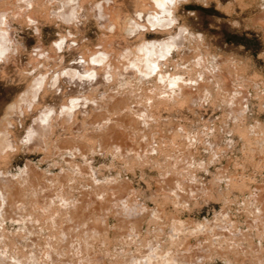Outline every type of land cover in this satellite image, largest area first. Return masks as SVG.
I'll return each instance as SVG.
<instances>
[{
    "label": "rangeland",
    "instance_id": "374dc122",
    "mask_svg": "<svg viewBox=\"0 0 264 264\" xmlns=\"http://www.w3.org/2000/svg\"><path fill=\"white\" fill-rule=\"evenodd\" d=\"M34 1H32L33 3L30 4L31 7L29 8L31 10L27 8L28 10L25 12V10L22 9L20 6L24 5L28 7L29 3H31V0H27V1L0 0V4H3L0 5V8L2 7L0 11L3 10V12L8 13L9 12L8 10L10 8L11 10L14 9L13 4L15 2H18L17 8H15L16 10L14 9L15 12H18L19 10L18 7H20V10L21 9L24 10V12L22 11L24 16L20 18V14H18V17L21 20L15 17L14 14H12L14 12L12 11H11L12 13L10 12L12 15L11 14L9 15L8 13V15L11 18L7 16L8 17L6 18L7 20L4 19L6 17L4 15L5 13L1 11L2 15L4 16H1L0 13V19L4 17L3 19H1L2 22L0 21L1 24L3 23V21L6 22V23L4 22L6 26L5 24H2L5 27L0 24V29L2 28V31L0 30V33L2 32L3 34L7 32L8 29L9 32H11L12 30L13 32L12 40H14L15 43L11 45V49L8 52L13 53V51L15 50L14 52L16 54V55L15 54L12 55L11 53L8 52L5 53L6 57L4 56L2 58H4V60L5 58H7L8 61L6 60L4 61L0 57L1 58L0 60V65H1L0 66V123L1 122L3 123V121L5 120L3 116L5 117V115L7 114L6 113L7 109L10 108L13 102L15 103L18 100L19 96L24 93L27 87L29 88V84L32 83L33 78L45 72V69L46 71L51 72L56 68L57 70L55 69L56 71L55 70L54 71L58 72V69L60 70L63 67L66 68L70 64H72V62L75 61V56L77 57L78 55L84 56L85 57L84 60L88 63H91L89 62L88 59L91 60V57L93 56L94 52L99 53L101 51L102 52L107 51L110 52V54L112 55L116 54L118 56L124 51V49L134 48L139 44H141L144 39H145L144 41H153V40L162 41L163 38L168 39L171 37L172 40H174L175 36H177L181 31L182 27L183 29L184 27H186L187 37H185L186 35L183 36L185 37L186 43L184 42V44H181L182 46L184 45L185 47H181V48L178 47V50L175 51L176 52L175 54H173L172 56L170 54V56L168 55L166 56V58L164 57L162 59L163 61H161V64L159 65L160 67L159 66H158L159 68L157 67L158 68L157 73L156 71L151 72V75L146 76L147 78L145 77L144 79L145 81L144 80L141 81L142 83L145 84V87H142L144 85V84L141 85L142 83H140L141 86L139 84H132L133 86L126 87V91L128 92L127 95L125 88L122 87L121 84L119 85L118 84L119 82L115 83L114 80L105 81L103 77L99 76L100 78L98 79L100 80H97V82L93 84L92 87L91 86L89 87L92 89L90 90L88 88L90 93L86 94L82 92V90L80 92V89H78V92L72 91L71 93H69L67 90H65V88L68 89L71 86L70 83L69 86L67 84L68 81L66 83L67 79L62 80L63 83L59 82L57 84L65 87L63 90V94L61 96L56 94L55 91L53 90H50V92L46 91L45 93L46 96L43 94L42 97L41 95L38 101L35 102V104L33 105L34 107L33 106L32 108L30 107L31 108L30 111L28 108L26 109L25 113L23 114L24 116L22 115V117L20 118V122L18 120L17 122L15 121L16 126H14V128L12 129L13 130L12 132H14V136H16V139H18L19 143L13 148L14 150L10 149L3 151L6 153V154L3 153V156L6 155V157L4 156L3 158H1L2 155H0V159H1L0 175L2 172V176L7 175L8 178L10 179L11 177H13L12 178L13 181L16 177L20 176V178L18 177V180L16 179L18 182L16 180L14 181L16 187L17 185H19L17 189L18 188L20 190L22 189V192H24L25 195L28 196V197L25 196L26 199L30 197L29 195H27L29 194V192L31 194L33 193L32 196L37 199L33 198L32 201V199L29 198L28 200L32 201V203L29 206L30 201L24 199L25 197L23 199L20 198L21 201L23 200L22 203L26 205V206L23 205L24 207H22L21 201L19 200H16L13 204L9 203L7 200L4 209L13 208L11 210H14L15 209L14 207H16L18 209H15L16 210L15 212H20V213H24V211L26 212V210L28 212L31 209V213L29 211V214L34 213V216H37L38 218L40 217L41 219L39 218L40 221H38L37 217L33 219L32 217L34 216L28 215L27 212L24 213V216L22 215L23 216L22 218L28 219L27 221H29L30 219L32 221L30 222V224L29 222L25 221L26 219L18 220L16 218L15 219L13 218L14 220L13 219L10 220V218L8 217L0 216V219L2 218L0 220V238H1L0 244L2 243L0 245L1 246L0 260L2 259L1 260L2 262L0 261V263L137 264L138 261L144 259L143 257H145L146 259V256L149 255L151 256L154 252H156L155 249L157 248L158 250H160L161 253L165 255L170 254V256L172 257L178 256V258L176 259H178L179 264H196L195 260L193 259H189V258L183 259V258L185 256H191L193 254L197 255L196 254L197 252L198 253L201 252L202 254L203 253L202 249H204L205 246L207 245L208 246L207 249L209 250L210 254L206 258L204 264H240L234 254L232 253L224 254L225 249L235 243L243 248V250L245 251L244 256L246 257L245 259L247 260L246 262H248L249 264L255 262V260H258L260 255L262 254L264 255V239L260 238V236L257 235L258 233L255 232V230L251 231L252 229L250 226L252 221L254 220L253 216L256 215V213L248 209L249 207L247 202L248 198L252 197V195L254 194L258 195V193H260L261 191L260 189L262 188L264 189V150L262 153H261L262 150L261 151L259 150L260 147H263L264 149V146H262L264 145V137H263L264 136L263 135L264 134V26L260 24L261 22L264 21V18L262 19L263 21L261 19L258 20L260 16L261 18L264 17L262 16L264 14V0H205V1L187 0L185 2H182L183 0H180L181 2H179L177 7L178 9L176 16L177 21H175L176 23H173L174 24V26L172 25L173 27L171 26L170 28H168L169 29L168 31L170 32H168L167 30H163L164 32L162 31L155 32V30H148L149 32H146L145 30V32L143 33L136 32L137 35L136 33L132 34V37L130 35L129 36L130 38L125 36L122 30L119 28L115 27L109 30L105 29L104 27L101 28L98 25V21L94 17L95 16L94 14H88L85 18H83L85 20H82L81 22L82 25L77 26L76 23L71 22L72 23L71 25V23L67 21L64 22L63 19L62 20H60V18L58 19L57 16L53 18L54 15L52 16L50 10L49 12L47 11L48 15H45L44 12L43 13L38 12V15L40 13L39 16L36 15L37 13H34L35 16L34 14L33 16L37 21L33 20V23H31L32 20L31 21L25 20V18L27 19L29 13L28 11H33L32 5L34 3L35 4L40 3L41 1H42L41 3L45 4L48 0H37L38 2L37 1L34 2ZM52 1H54V3ZM52 1H49V3L50 2L51 3L48 4V6L47 5L44 6L46 8L50 7L52 10L60 11L59 9L62 8L61 0H56L57 4H55L56 3L55 0ZM82 1H84L83 5L89 10L91 8L90 6H93L92 4L95 5L98 2H102V1L106 2L107 0H92V1L82 0ZM110 1L112 2L111 5L112 4L117 5L120 3L117 0H115V2H113L114 0H110ZM8 2L10 3V5ZM122 4L125 5L126 10L123 12V14L120 15V18L124 17L125 19L128 18V16H132L133 12L131 11V8L134 7V1L123 0ZM45 7L43 9H45ZM111 7H113V5ZM7 8L8 10L6 11L8 12L5 11V9ZM47 10H49V8ZM113 13H111L112 16L110 17L112 20L117 21L116 18L113 19L114 17H116L115 14ZM22 18L24 19L22 20ZM254 18L256 19V23H254L255 22ZM8 19H10L9 22ZM27 21H29V24L27 23ZM34 21L36 24L34 23ZM139 33L143 34L142 35L143 38H141L140 36L141 34L139 35ZM199 36L202 37L199 38ZM1 37L0 39H3ZM62 37L63 38L65 37L66 39L68 38L67 39L68 41L66 40V45H64L62 49L60 48L61 49L60 50L59 48L58 49L56 48L57 46L55 43L56 42L60 43L61 41L60 38ZM171 38H170V42H172ZM198 39L201 41H199ZM69 41H71L72 43L71 46L74 43L75 44L71 47ZM202 43H204V45ZM1 45L2 43H0V46ZM2 46L0 47V49L4 47ZM15 47L16 48L19 47V48L15 49ZM69 47H71L70 50ZM44 57H46V60L42 59ZM53 57H55V59ZM60 57L62 58L59 59ZM201 57L203 59H205L206 57L207 59V61L205 59L203 60V62L202 60H200L202 64L206 63L204 65V69L200 61H198V59H200ZM48 58L49 60H47ZM56 58H58V60ZM183 59L185 61H183ZM196 60L199 62L200 66L198 65V63L196 64L200 68L197 66L194 67H197L199 69L198 70L199 72L200 69L202 71L205 70L206 72L205 76H202L204 75L203 74L204 71L203 73H201L202 71L200 73H198V71L197 73H195L197 69L190 68L192 69L190 70L188 67H186V65L188 64H193L197 62ZM56 61H58L57 62L58 64L56 63ZM93 64L91 65L94 66ZM220 64L223 65L220 66ZM57 65L58 66L63 65V67L61 66V68H59L60 66L58 67ZM36 66L37 68H35ZM216 66L221 67L222 70L221 68ZM185 67L188 69L186 70ZM210 67H211V71L208 72L210 70ZM223 68L226 71L223 70ZM212 71H214L216 75L220 73L221 76L219 75L216 77L214 73L212 74ZM237 71L239 73H237ZM25 72L27 75H23L25 74ZM161 72L162 74L164 73V76H167V78L169 79L171 78V76L172 77L177 76L183 83L185 82L184 84L180 82L181 86L184 85L183 89H185L187 86L186 89H188V91L185 92H187V95L189 93V95L187 96L186 93L183 92L188 97V98L184 97L185 98L184 104L183 102H180L181 103V104L179 103L180 106L174 107L173 106L174 103H172L173 104L172 105L169 102L170 100H167L168 103L163 102L164 105H166L167 107L166 106L162 107L161 102H159L158 100L159 99L158 94L162 99L163 94L170 96V93L173 90L171 91L170 89H168L166 82L165 84L164 81L163 83L160 81L162 83L161 85L158 78L157 79L155 78L158 76V73ZM20 73H23L21 74L23 76H21ZM190 73L192 74L188 75ZM193 73L195 74V76ZM221 73L224 75H222ZM54 74L56 75V73ZM199 74L204 78L200 77ZM179 76H181L182 78ZM230 76H232V79ZM53 77L57 78V76H53ZM213 77L216 79H214ZM224 77H226V79ZM193 79H195L194 82ZM211 79H213L212 80L213 82L210 81ZM54 81L57 82L58 78L57 80ZM189 81H192L193 83L191 84ZM208 81H210L211 85ZM158 82L159 84L157 85L156 83ZM195 82L197 83L196 87L193 85ZM227 82L228 85L231 86L230 88L232 90V93L234 92V95L232 94L233 96L232 95L229 96L231 92H229L228 94L225 91L226 89L223 88ZM232 82H235V84L234 83L232 84ZM190 84L193 85V88H190L191 87ZM66 85L68 86V88ZM163 86L165 89L163 88ZM165 86H167V89ZM206 86L208 87V89ZM221 86L223 89H221ZM146 87L150 89L147 90ZM217 88H219L218 89L219 91L216 93L215 90H217ZM118 89L120 91H118ZM138 89L141 90L139 91ZM142 89L145 91H143ZM194 89H196V91H194ZM115 90L118 93H116ZM131 90L134 92L131 93ZM166 90L171 92L170 93L168 91L166 92ZM198 90L200 92H198ZM203 90H205L206 93L209 92L210 94L208 93L207 94L210 96H208ZM150 91H152L153 93H151ZM161 91L163 92V94ZM177 91L174 90V92ZM122 92L125 94H123ZM149 92H150L149 94L150 97L147 94ZM174 92L173 94L172 93L171 94L174 95ZM130 93L132 94V96L134 95L135 97L134 96L130 97L131 95ZM199 93L202 95H200ZM135 94H137L138 97L141 96L142 94L147 96H141L140 98H138L137 95ZM194 94L196 95L194 96ZM77 95L78 98L83 97L81 99L86 98L87 100H89L88 102L87 100H84L85 103H83L85 104L84 106L85 109L87 108L86 109L87 111L84 112V108H82L83 106H80L83 109V114H82V109L80 107L78 108V106H75V108H72V110L77 108L78 109L76 111L74 110L75 112L73 111L70 114L71 116L74 115L75 117H72L73 118L72 119L71 116H69L72 120H69L68 123L66 122L68 125L66 124H62L61 126L56 125L55 118H52L56 116L55 115L52 116L51 117L52 119L50 121L54 119V121L51 122L52 126L54 125L52 128L53 133H51L52 132L51 130L50 135H48V138L46 139V144L44 148L43 145L41 148L39 147L35 148L34 146L32 147L29 145L30 147L28 148L26 147L28 144L27 145L23 144L22 142L23 136H25L26 132H28V130L30 129V125L35 124L36 119L38 118V116L41 115L40 112H42V110L44 111L47 107L52 106L55 107L54 108V110L56 111L55 113L59 115L63 107L71 105L70 99L77 98ZM119 95H122L123 97ZM166 95L164 97L165 100H166ZM110 96L113 101L110 99ZM113 96L115 98L117 97L118 100L117 98L115 100ZM125 96L130 98L128 99ZM143 97L146 98L145 101L146 100L149 101L153 100V101L150 102L146 101L149 102L148 105V103L143 101L144 100ZM64 98H66L65 99L66 104L64 100L62 101V99ZM100 98H102L103 100H101ZM226 98L229 101H231L232 99V103L234 104L231 103L232 106L229 104L228 107V105L225 103L227 102L225 101ZM81 99L80 101L82 102ZM108 99L111 100L112 103L108 101ZM123 99L124 102L127 101L125 102V104L121 103L124 108L120 104L121 101L123 102ZM127 99L128 100L131 99V100L128 101ZM156 99L160 104L157 101L156 103H158V105H160L161 107L160 106L157 108L152 107L151 109L150 103L154 102V100ZM205 99L206 101H202ZM233 100L236 101L234 102ZM90 101L91 103H89ZM92 101H97L99 105L97 102L94 103H96L95 105H98V107L93 106L94 104ZM185 101H187V104L185 103ZM61 102L62 104L64 102V104L62 105ZM113 102L115 105L113 104ZM128 102L130 103L129 104L130 108L128 106ZM139 102L140 104L141 103L142 104L140 105ZM60 105L62 106V108L60 107ZM107 105L109 107H107ZM113 105L115 106L114 110H113L114 108ZM125 105L130 109V110L128 109L130 112L125 108ZM146 105L148 107H145ZM101 106H103L104 108L102 107V109H100ZM119 106L121 108H119ZM241 106L243 107L246 106L244 108L245 109L244 113L243 110L242 112L238 113L239 111H241L240 110L241 108L243 109V107ZM95 107L97 108L100 107L99 109L102 112L103 110H107L109 112L108 113L106 111L107 115H105V113L103 112L104 117H107L104 118L102 122L104 126H106L109 123V121L112 120L113 127L115 126L117 127L116 131L120 130V132L118 133L115 132L118 136H122L120 140H118L119 137H117V135L115 137V133L114 136L112 135L113 137L111 136V138L113 139L117 138L116 140L118 141L116 142L115 140V142L119 144V148H120L119 152L121 153L117 151L118 146H115L117 145L116 143L114 145L113 142L114 140L113 139L111 140L110 138L109 141L108 138H106V136L109 137L108 136L109 133L108 134L105 133L106 135L105 134L103 135L104 138L103 136L99 135L98 132L101 128H103V126L102 123L98 122L96 119L98 117L97 113H99L100 116L102 112L100 110L98 112V109L96 112ZM230 107H232V110L235 107L236 108V110L234 109L235 112L234 110L230 111L231 110L229 109ZM239 107L240 109H237ZM60 108L61 110H59ZM137 108L140 110H138ZM139 111H141V113L144 111L145 112L141 114ZM148 111L152 114L151 115L149 113V115L151 116L150 117L151 120L154 121L148 120L149 116L146 117ZM86 112L87 115L84 114ZM95 112L96 114H94ZM137 112L141 114V117H144L143 119L147 118V120L145 121L142 119L143 121H141L140 120L141 117L139 116L140 114L137 115L138 114ZM231 112H233V115ZM234 113L238 114L239 116L238 115L236 116V114L234 115ZM125 114L128 116H126ZM144 114L146 115L142 116ZM123 115L125 116V118L122 117ZM240 115H243V117ZM117 116L119 117V119L117 118ZM127 117L131 119V122L130 119ZM107 119L109 120L108 123H106ZM116 119L121 121L118 122V120ZM89 120L90 121L93 120V121L89 122ZM123 120L125 121L127 120V122ZM235 120L238 121L234 122ZM115 121H117V123ZM144 121L146 123L148 122V125H145L146 123H144ZM128 122L129 125L132 127L128 125ZM149 122L151 123V125L149 124ZM233 123L234 124L239 123L238 125L242 129L246 130V134L245 135L238 134L239 132H237V130L234 129L236 128V126ZM134 127H138V128H134ZM230 128H232V131H230L231 130ZM122 130H124V132ZM119 133L122 134L120 135ZM123 135H125V138ZM51 136H53V138ZM72 137L73 138L77 137L79 141L78 140H77L78 142L72 141L71 140ZM105 138L107 139V141ZM123 138L126 139V141ZM56 139L58 142L56 141ZM84 141L86 142L88 141V143ZM119 141H123L122 146H121V142ZM105 142L108 143V144L106 143L108 146L105 144ZM255 142H259V143H255ZM58 143H61V146ZM65 143L69 147H67ZM89 143L91 144V146ZM129 143L133 149L129 148ZM71 144H73L75 148ZM114 146L117 148L116 151L118 153L115 151L116 154H114L115 153L114 151H112L114 153L110 152L111 150L116 149ZM124 146L126 147L128 146L127 148L130 149V152L128 151L129 153L126 151L129 149H126ZM82 148L84 150H82ZM107 148L110 149L108 150ZM121 148L123 149L124 155L122 154ZM72 149L73 151H76L77 149V151L76 152L72 151L73 152L72 153L71 152ZM101 149L103 150V152H101L102 151ZM126 152L128 154H125ZM118 154H121L119 156H121L122 158L116 156ZM2 159L4 161H2ZM202 163H204L205 165L204 164L202 165ZM29 164L32 165L33 168L36 170L31 169L32 166L28 167ZM22 170H24L23 171L24 173H21ZM28 170L30 171L33 170L34 172L37 171L39 173L37 172L33 173L31 171L33 173L31 174V172L30 171L28 172ZM222 170L224 171L225 174L222 173L223 172ZM20 174L22 176L25 175L27 177L29 175L28 178L30 180H32L34 175L37 174L41 177H39L38 175L37 176L40 179H38L37 176L34 177L35 179L32 182L34 183L33 185L30 182V180L28 181L29 184L28 183L23 184L22 178L24 176L22 177ZM223 178H225L226 180ZM228 178L232 181L230 182ZM237 178L241 180H245L246 183L245 189L240 190L234 188L232 184L229 185V182L233 183L234 182L233 180H237ZM173 181L174 183L176 182L175 185H177V183L180 185H177L176 187L179 188H176L175 185L173 184V186L175 187L174 189H177L176 190L177 192L171 190L172 193H170L167 183ZM20 182L22 183L21 186H23L24 188L20 187L19 184ZM25 184L27 188L31 185V188L34 189L32 190L30 187L29 189L27 188L25 189L24 186ZM180 188L181 189L183 188L184 190H181ZM23 189H25L27 194ZM189 189H191L192 192H190ZM164 190L166 191L169 190V192L167 193ZM181 191L183 192L181 193ZM35 192H37L38 194ZM178 193L180 194L178 195ZM229 194L231 198L227 200L225 197L226 195ZM112 195L113 197L111 198ZM57 196H59L60 198L59 197L57 198ZM114 196H116V198ZM120 197H122L123 199L122 201L123 204L124 201H126L124 205L127 204V207L125 208L123 207V205L120 204L121 207L119 205L115 209L114 205L116 206V204H114L113 202L116 201L118 202L117 204L121 203L119 202L122 200ZM113 198L114 200L115 199L118 200L114 201ZM60 199L61 201H59ZM65 199H67L66 202H64ZM49 200L51 201V203ZM83 200L85 202H83ZM16 202L20 203L18 204L20 207L18 205H17L18 207L16 206ZM75 202L78 203V205H75L76 204ZM82 202L83 204L86 203L87 206L85 204L84 205L81 204ZM64 203L65 204L69 203V205H67L66 208L69 206L68 207L69 209L67 210H70L71 212L70 211L67 212V210L64 211L63 208L65 207ZM73 203L75 207L72 206ZM79 204H81V206ZM12 205L14 206L11 207ZM129 205L131 207H129ZM27 206H29L28 207L30 208L29 210ZM138 206H140L141 208L139 207V209H137ZM81 207L83 208L81 209ZM118 207H119V211L117 210ZM128 207L132 210V215L134 216L135 219L132 218L133 221L132 220L127 221V219H125L126 222L121 223L122 220L121 219L118 220V219L119 217L123 219L124 216H126L125 213L129 211ZM23 208L26 210H24ZM79 208L81 209V211ZM122 208H124L123 211H125V213H122L121 210ZM134 208H136L135 209L136 211L134 210ZM19 209L21 210L23 209V211H20ZM125 209L128 211H126ZM141 209H144V211ZM116 210L118 211L117 213ZM133 210L135 211V213L138 214V216L139 215L140 216L137 217V214L135 215V213H133L134 212ZM73 212L75 213L77 212L76 214L78 216H81V218L76 216V214L74 213L75 214L74 216H76L78 219L76 217L73 219L74 217L72 214ZM82 212H84L85 214ZM119 212L121 213L120 216L118 215L119 217L117 218V216H115V213L117 215L119 214ZM122 214L125 215L122 217L121 216ZM249 215L251 216L253 215V216L251 217ZM67 216H69V218ZM87 220L88 222L86 223ZM85 223L87 225H85ZM102 224L103 226H101ZM229 224L230 226H228ZM81 225L83 229L82 227H80ZM64 228H66L65 231ZM84 229L86 230L84 231ZM82 230L84 231V233ZM67 231L70 234L69 235L70 237L68 236L69 239H67V237L65 239V236L68 234ZM59 232L61 233L60 239H58L60 237V234H58ZM63 232L64 234L66 233L65 236L64 234H62ZM82 234L85 235L83 236ZM50 235H52L51 236L52 240L49 237ZM62 236H64L65 240H62L63 239ZM215 237L217 239H215ZM76 239L77 242H75ZM260 245L262 246V251H261L262 253L261 252L258 253L257 251H255L256 248L260 247ZM202 246H204V248H201ZM209 247L212 248L210 249ZM48 253L50 256L48 255ZM157 253L158 251L156 252V254ZM156 254L154 253V255ZM51 255L53 257H51ZM12 256H14L15 258ZM174 262L175 261L166 262L165 264L177 263ZM262 264H264V260L262 261Z\"/></svg>",
    "mask_w": 264,
    "mask_h": 264
},
{
    "label": "bare ground",
    "instance_id": "6f19581e",
    "mask_svg": "<svg viewBox=\"0 0 264 264\" xmlns=\"http://www.w3.org/2000/svg\"><path fill=\"white\" fill-rule=\"evenodd\" d=\"M17 1V0H16ZM21 1H23V0H21ZM25 1V0H24ZM27 1V0H26ZM32 1H34V0H31V3H29V5L30 4H32L33 2ZM37 1V0H36ZM36 1H34V2H36ZM49 1H52V0H48L45 4L44 3H34L32 6H33V11H28L27 13H28V16H27V19L25 18V20H32V22L31 23H33V20H35V21H37L35 18H34V16H35V14L34 13H37L36 15H38V12H40V13H43L44 12V14L45 15H48V12L51 10V13H52V16H53V18L54 17H58V19L60 18V20H62L63 19V21L65 22V21H67V22H69V23H76V25L78 26V25H82V20H85V19H83V18H85L88 14H94L95 16V18L97 19V21H98V25L102 28V27H104L105 29H107V30H109V29H113V28H119V29H121L122 30V32H123V34L125 35V36H127V37H129L130 35H131V37H132V34H134V33H138V32H145V30H146V32H149L148 30H155V32H157V31H162V32H164L163 30H169L168 28H170L172 25L174 26V24L173 23H176L175 21H177L176 19H177V7H178V4H179V2H181L180 0H133L134 1V7H132L131 8V11L133 12V14H132V16H128V18H125L124 19V17H121L120 18V15L121 14H123V12L126 10L125 9V5H123L122 3H123V0H117L118 2H120L119 4H117V5H115V4H112L113 5V7H111L112 5H111V1L110 0H107L106 2H104V1H102V2H98L97 4H92L93 6H90L91 8L88 10L84 5H83V2L84 1H82V0H61V4H62V8L61 9H59L60 11H57V10H52L50 7H45L44 5H47L48 6V4H50L49 3ZM92 1V0H91ZM185 1H187V0H183L182 2H185ZM205 1V0H204ZM5 2V1H4ZM10 2V1H9ZM8 2V3H9ZM30 2V1H29ZM38 2V1H37ZM53 3H54V1H52ZM55 2H56V0H55ZM113 2H115V0L113 1ZM126 2V1H125ZM203 2V1H202ZM208 2V1H207ZM6 3V2H5ZM17 3L18 2H15L14 4H13V2H12V4L14 5V6H16V7H14L13 5V8L15 9V8H17ZM20 3V2H19ZM24 3H26V2H24ZM58 3H59V1H58ZM26 4H28V3H26ZM25 4V5H26ZM55 4H57V2L55 3ZM60 4V5H61ZM100 5V7L99 8H97L96 7V5ZM0 5H3V4H0ZM9 5H10V3H9ZM19 5H21V4H19ZM29 5H28V7L27 6H24V5H21L20 7L22 8V9H24L25 10V12L28 10L27 8H29ZM111 5V6H110ZM7 6V5H6ZM55 6V5H54ZM130 6V5H129ZM11 7V6H10ZM10 7H8V8H10ZM20 7H18L19 8V10H18V12H15L14 11V9L13 10H11V8L8 10V8L7 9H5V11L6 10H8V11H6V12H8L9 13V15L12 13V12H14V13H12V14H14V16L15 17H17L18 19H19V17H18V14H20V18L22 17V16H24V14H23V12H24V10H20ZM23 7H25V8H23ZM45 7V9H43ZM2 8V7H1ZM0 8V9H1ZM49 8V10H47ZM111 8V9H110ZM228 8V7H227ZM231 8V7H230ZM16 10V9H15ZM29 10H31L30 8H29ZM2 12H3V10H1ZM1 11H0V13H1ZM12 11V12H11ZM23 11V12H22ZM48 11V12H47ZM11 12V13H10ZM22 12V13H21ZM114 12V13H113ZM127 12V11H126ZM3 13H5V12H3ZM8 13H5L4 15L6 16L4 19L5 20H7L6 18H8L7 16H9L8 15ZM40 13H39V15H40ZM50 13V14H51ZM111 13H113V14H115V16L116 17H112L113 19H117V21H115V20H112L111 19V17L110 16H112L111 15ZM11 14V15H12ZM23 14V15H22ZM33 14H34V16H33ZM43 14V15H44ZM125 14V13H124ZM130 14V13H129ZM128 14V15H129ZM4 15H2V13H1V16H4ZM26 15V14H25ZM38 15V16H39ZM42 15V16H43ZM114 16V15H113ZM123 16V15H122ZM262 16H264V14L262 15ZM41 17V16H40ZM3 18H1V19H3ZM9 18H11L10 16H9ZM37 18V17H36ZM48 18V17H47ZM124 20H123V19ZM264 17H262L261 18V16H260V18L258 19V20H262ZM1 19H0V21H1ZM14 19V18H13ZM17 19V20H18ZM24 18H22V20H23ZM9 20L10 19H8V22H9ZM19 20H21V19H19ZM18 20V21H19ZM110 20H112V21H110ZM35 21H34V23H35ZM254 23H256V19L254 18ZM263 21V20H262ZM2 22V21H1ZM1 22H0V24H1ZM5 21H3V23L2 24H5L4 23ZM10 22H12V21H10ZM22 22V21H21ZM66 22V23H67ZM161 22H163V23H161ZM258 22H260V21H258ZM264 22V21H263ZM263 22H261L260 24L262 25V26H264V23ZM27 23L29 24V21H27ZM72 23H71V25H72ZM169 23H171V26H168V24ZM1 24V25H2ZM8 24V23H7ZM36 24V23H35ZM2 26H4V25H2ZM5 26H6V24H5ZM4 26V27H5ZM8 26V25H7ZM11 26V25H10ZM38 26V25H37ZM84 26V25H83ZM172 26V27H173ZM3 27V28H4ZM9 27V26H8ZM12 27V26H11ZM76 27V26H75ZM179 28H181V27H179ZM11 29V28H10ZM1 31H2V28L0 29ZM115 30V29H114ZM120 30V31H121ZM171 30V29H170ZM186 27H184V29H183V27H182V29H181V31L179 32V34L177 35V36H175V39L174 40H172V38H171V40H172V42H170V38H168V39H165V38H163V40L162 41H160V40H153V41H142V43L141 44H139L138 46H136V47H134V48H128V49H124V51L120 54V55H116V54H114V55H112V54H110V52H107V51H104V52H99V53H93V56L91 57L90 55V57H91V60L90 59H88L89 60V62H91V63H88V62H86L84 59H85V57L84 56H80V55H78V56H80V57H76L75 56V61H73L72 62V64H70L68 67H63V65H57L59 68H61V66L63 67L62 69H58V72H55L53 69V71H46V69H45V72H43L42 74H40V75H38L37 77L35 76V78H33V81H32V83H30L29 84V88L27 87V89L24 91V93L22 94V95H20L19 96V98H18V100L14 103H12V105L10 106V108H8L7 109V114L5 115V117L3 116V118L5 119L4 121H3V123L1 122L0 124H1V126H0V155H2L1 156V158H3L4 156L6 157V155H4L3 156V153H5V152H3V151H5V150H10V149H13L18 143H19V141H18V139H16V136H14V132H12L13 130V128H14V126H16V124H15V121L17 122V120L20 122V118L22 117V115L25 113V111H26V109L28 108L29 109V111H30V109L32 108V106L35 104V102H37L38 101V99L41 97V95H42V97H43V94L45 95V93H46V91L47 92H50V90H53V91H55V93L56 94H58V95H62L63 94V90H64V88L65 87H63L62 85H57L59 82H62V80H66V83H67V81H68V85H69V83H70V87L68 88V86H67V88L68 89H66L65 88V90H67L69 93H71L72 91L74 92V91H76V92H78V89H80V92H81V90H82V92H84V93H90L89 92V90H88V88L91 86L92 87V85L93 84H95L96 82H97V80H100V79H98V78H100L99 76H101V77H103L104 79H105V81H115V83H117V82H119L118 84L120 85L121 84V86L122 87H124L125 88V91H126V87H130V86H133L132 84H139L140 85V83H142L141 81H143L144 79H145V77L146 76H149V75H151V72H155L156 71V73H157V71H158V68L160 67L159 65L161 64V61H163L162 59L165 57L166 58V56H170V54H171V56L173 55V54H175L176 52V50H178V47L179 48H181V47H185L184 45L182 46L181 44H184V42L186 43V40H185V37H187V33H186ZM4 31H6V30H4ZM13 31H14V29H13ZM111 31V30H110ZM11 32H12V30H11ZM11 32H9V29H8V31L7 32H5V33H3L2 34V32L0 33L1 35H0V37L1 38H3V39H0V43H2V45L4 46H2L3 48H1L0 49V57L2 58V57H6V54L5 53H7L8 51H10V49H11V45L12 44H14L15 43V41L14 40H12V36H13V32L11 33ZM37 32V31H36ZM109 32V31H108ZM115 32V31H114ZM122 32H121V34H122ZM153 32V31H152ZM168 32H170V31H168ZM110 33V32H109ZM108 33V34H109ZM113 33V32H112ZM111 33V34H112ZM137 33H136V35H137ZM142 33H139V35L141 36V38H143V34ZM68 35H69V33H68ZM71 35V34H70ZM145 35V34H144ZM184 35H186L185 37H183ZM123 36V35H122ZM133 36H135V35H133ZM139 36V37H140ZM165 36V35H164ZM190 36V35H189ZM193 36V35H192ZM61 37V36H60ZM68 37V36H67ZM138 37V36H137ZM198 37V36H197ZM202 36H199V38H201ZM69 38V37H68ZM67 38V39H68ZM130 38V37H129ZM192 38V37H191ZM195 38H196V36H195ZM61 39V41H60V43L59 42H56L55 44H56V48L58 49H62L63 48V46L64 45H66V38L64 37H62V38H60ZM70 39H72V38H70ZM69 39V40H70ZM125 39H126V37H125ZM125 39H124V41H125ZM138 39V38H137ZM165 39V40H164ZM193 39V38H192ZM120 40V39H119ZM139 40V39H138ZM142 40V39H141ZM166 40H168V41H166ZM191 40V39H190ZM199 40V39H198ZM12 41H13V43H12ZM68 41V40H67ZM199 41H201V40H199ZM4 42V43H3ZM73 42V41H72ZM83 42H84V40H83ZM130 42V41H129ZM190 42V41H189ZM203 42V41H202ZM69 43H70V46H71V41H69ZM68 43V44H69ZM74 43V42H73ZM188 43V42H187ZM192 43H194V42H192ZM199 43V42H198ZM201 43V42H200ZM18 44V43H17ZM67 44V45H68ZM75 44V43H74ZM73 44V45H74ZM110 44V43H109ZM112 44V43H111ZM203 45H204V43H202ZM202 44H201V46H202ZM16 45V44H15ZM72 45V46H73ZM108 45V44H107ZM119 45V44H118ZM180 45V46H179ZM191 45V44H190ZM0 46V47H1ZM71 46V47H72ZM76 46H77V44H76ZM10 47V48H9ZM71 47H69V50H70V48ZM103 47V46H102ZM203 47H205V46H203ZM19 48V47H18ZM18 48H16L15 47V49H18ZM55 48V49H56ZM77 48V47H76ZM105 48V47H104ZM103 48V49H104ZM60 49V50H61ZM96 49H98V48H96ZM106 49V48H105ZM108 49H110V48H108ZM192 49V48H191ZM197 49V48H196ZM74 50V49H73ZM15 51V50H14ZM13 51V53H11V52H8V53H11L12 55L13 54H15V52ZM39 51V50H38ZM37 51V52H38ZM58 51V50H57ZM95 51V50H94ZM195 51V50H194ZM88 52V51H87ZM111 52H113V51H111ZM188 52V51H187ZM192 52V51H191ZM190 52V53H191ZM40 53V52H39ZM38 53V54H39ZM82 53V52H81ZM80 53V54H81ZM84 53H85V51H84ZM195 53V52H194ZM205 53V52H204ZM45 54V53H44ZM77 54V53H76ZM91 54V53H90ZM117 54H119V53H117ZM185 54V53H184ZM207 54V53H206ZM205 54V55H206ZM16 55V54H15ZM92 55V54H91ZM201 55V54H200ZM204 55V54H203ZM208 55V54H207ZM206 55V56H207ZM49 56H50V54H49ZM53 56H55V55H53ZM36 57V56H35ZM47 57H48V55H47ZM185 57H186V55H185ZM197 57V56H196ZM199 57V56H198ZM204 57V56H203ZM1 58H0V60H1ZM39 58V57H38ZM51 58V57H50ZM54 59H55V57H53ZM62 57H60L59 59H61ZM87 58V57H86ZM89 58V57H88ZM210 58V57H209ZM3 60H4V58H2ZM42 59H45L46 60V57H44V58H42ZM57 60H58V58H56ZM194 59V58H193ZM205 59H206V57H205ZM205 59H203L202 57L200 58V59H198V61H200V60H202V62H203V60H205ZM5 60L6 61H8L7 60V58H5ZM4 60V61H5ZM47 60H49V58L47 59ZM93 60V61H92ZM36 61H38V60H36ZM52 61V60H51ZM60 61V60H59ZM172 61V60H171ZM174 61V60H173ZM183 61H185L184 59H183ZM188 61H190V60H188ZM197 61V60H196ZM195 62V63H193L192 61V63L193 64H188V65H186V67H188L189 69L190 68H195V69H197L196 70V72L195 73H197V71L199 70L197 67H199L200 66V64H199V62ZM206 61H207V59H206ZM215 61V60H214ZM58 61H56V63H57ZM202 62L200 61V63L202 64ZM209 62V61H208ZM2 63H3V61H2ZM94 63V64H93ZM188 63H190V62H188ZM196 63H198V65L196 64ZM214 63V62H213ZM37 64V63H36ZM58 64V63H57ZM60 64H62V63H60ZM91 64H93L94 66H92ZM206 64V63H205ZM205 64H202L203 65V69H204V65ZM216 64H217V62H216ZM216 64H214V65H216ZM230 64V63H229ZM35 65V64H34ZM44 65V64H43ZM223 65V64H222ZM221 64H220V66H222ZM225 65V64H224ZM1 66V65H0ZM159 66V67H158ZM194 66H197V67H194ZM210 66V65H209ZM209 66H207V67H209ZM6 67V66H5ZM38 67H39V65H38ZM52 67V66H51ZM158 67V68H157ZM185 67V69L187 70L188 68H186ZM202 67V66H201ZM206 67V68H207ZM216 67H219V66H216ZM236 67H238V66H236ZM235 67V68H236ZM35 68H37V66L35 67ZM41 68V67H40ZM200 68V67H199ZM205 68V69H206ZM219 68H221V67H219ZM225 68V67H224ZM223 68V70H225ZM48 69V68H47ZM177 69H179V68H177ZM182 69V68H181ZM34 70V69H33ZM38 70V69H37ZM190 70H192V69H190ZM209 70V69H208ZM208 70H206V71H208ZM221 70H222V68H221ZM221 70H219V71H221ZM232 70V69H231ZM193 71H195V70H193ZM202 70L200 69V72H201ZM203 71H204V73H203ZM201 73H203L204 75H202V76H205V70H203ZM211 71V67H210V70L208 71V72H210ZM216 71H218V70H216ZM226 71V70H225ZM229 71H230V69H229ZM233 71V70H232ZM239 71V70H238ZM237 71V73H239ZM160 72V71H159ZM162 72H163V70H162ZM162 72L161 73H158V76L157 77H155L156 79L158 78V80H159V82L161 81L162 83H163V81H164V83L166 82L167 83V86H168V89H170L171 91H168V90H166V92L168 91L169 93L171 92L172 94H173V92H174V90L175 91H177V92H174V95H172L171 93H170V96H167L166 94V100H165V95L163 94V92H162V94H163V98L161 99V97H160V95L158 94V96H159V102H161V105H162V107H165L166 105H164V103L163 102H166V103H168V101L167 100H170L169 102H170V104H172V103H174V107L175 106H180L179 105V103L180 102H183V104H184V97H186V98H188L187 96L189 95V93H188V95H187V92H185V91H188V89H186L187 88V86H186V88L185 89H183V86L184 85H182L181 86V84H180V82H182L177 76H174V77H172L171 76V78L169 79V78H167V76H164V73L162 74ZM186 72V71H185ZM199 71H198V73H200ZM223 72V71H222ZM23 73H24V71H23ZM23 73H20V75L21 74H23ZM54 73H56V75L54 74ZM173 73V72H172ZM214 73V71H212V74ZM235 73V72H234ZM153 74V73H152ZM187 74V73H186ZM192 73H190V74H188V75H191ZM194 74V73H193ZM208 74V73H207ZM211 74V73H210ZM209 74V75H210ZM215 74V73H214ZM222 74V73H221ZM23 75H27L26 74V72H25V74H23ZM23 75H21V76H23ZM29 75V74H28ZM30 75H31V73H30ZM36 75V74H35ZM155 75H157V74H155ZM154 75V76H155ZM216 75V74H215ZM220 75V73L218 74V75H216V77L217 76H219ZM222 75H224V74H222ZM235 75V74H234ZM53 76H57V78H58V81L56 82V81H54V80H57V78L56 77H53ZM153 76V75H152ZM194 76H195V74H194ZM199 76H200V74H199ZM202 76H200V77H202ZM208 76V75H207ZM221 76V75H220ZM227 76V75H226ZM29 77V76H28ZM179 77H181V76H179ZM192 77V76H191ZM197 77V76H196ZM200 77H199V79H200ZM228 77V76H227ZM231 77V79H232V76H230ZM56 78V79H55ZM147 78V77H146ZM151 78V77H150ZM182 78V77H181ZM185 78V77H184ZM202 78H204V77H202ZM214 78V77H213ZM225 79H226V77H224ZM229 78V77H228ZM103 79V80H104ZM149 79V78H148ZM169 79V80H168ZM214 79H216V78H214ZM221 79H223V78H221ZM230 79V78H229ZM236 79V78H235ZM167 80V81H166ZM189 80V79H188ZM213 79H211L210 81H212ZM145 81V80H144ZM157 81V80H156ZM185 81V80H184ZM195 81V79H193V82ZM201 81V80H200ZM204 81V80H203ZM210 81H208L209 83H210ZM222 81V80H221ZM233 81H234V79H233ZM151 82V81H150ZM159 82L158 83H156L157 85L159 84ZM160 82V84L162 85V83ZM191 84L193 83L192 81H189ZM196 82H198V81H196ZM194 83L193 85L196 87V84L197 83ZM213 82V81H212ZM217 82V81H216ZM230 82H231V80H230ZM63 83V82H62ZM65 83V84H66ZM148 83V82H147ZM165 83V84H166ZM183 83V82H182ZM185 83V82H184ZM183 83V84H184ZM223 83H224V81H223ZM222 83V84H223ZM235 84V82H232V84ZM108 84V83H107ZM144 83H142L141 85H143ZM187 84V83H186ZM185 84V85H186ZM190 84V88H193V85H191ZM219 84V83H218ZM109 85V84H108ZM140 85V86H141ZM148 85V84H147ZM199 85V84H198ZM210 85H211V83H210ZM214 85V84H213ZM237 85V84H236ZM245 85V84H244ZM135 86H138V85H135ZM140 86H139V88H140ZM152 86V85H151ZM167 86H165L166 87V89H167ZM200 86V85H199ZM220 86V85H219ZM219 86H217V87H219ZM239 86V85H238ZM237 86V87H238ZM142 87H145V84L142 86ZM202 87V86H201ZM205 87V86H204ZM207 87V86H206ZM231 86H229L228 85V82L226 83V85H224V87L223 88H225L224 90L229 94V92H231V94L229 95V96H231L232 94L234 95V92L232 93V90H231V88H230ZM235 87V86H234ZM133 88V87H132ZM147 88V87H146ZM163 88H164V86H163ZM183 90H182V89ZM188 88H189V86H188ZM222 88V86H221V89H223ZM230 88V89H229ZM90 90L92 89V88H89ZM95 89V88H94ZM122 89V88H121ZM131 89V88H130ZM143 89H145V88H143ZM142 89V90H143ZM148 89H150V88H147V90ZM165 89V88H164ZM177 89V90H176ZM207 89H208V87H207ZM214 89V88H213ZM219 88H217V90H215V92L217 93L219 90H218ZM221 89H220V91H221ZM241 89V88H240ZM135 90V89H134ZM139 91L141 90V89H138ZM137 90V91H138ZM154 90V89H153ZM152 90V91H153ZM190 90V89H189ZM200 90V89H199ZM198 90V92H200ZM206 90V89H205ZM205 90H203L204 92H205ZM238 90V89H237ZM94 91V90H93ZM118 91H120L119 89H118ZM123 91V90H122ZM129 91V90H128ZM143 91H145V90H143ZM143 91H142V93H143ZM152 91H150L151 93H153ZM164 91V90H163ZM194 91H196V89H194ZM208 91V90H207ZM244 91V90H243ZM65 92V91H64ZM109 92V91H108ZM115 92L116 93H118L116 90H115ZM124 92V91H123ZM122 92V93H123ZM127 92V91H126ZM132 92H134V91H132L131 90V93ZM136 92V91H135ZM150 92L149 93H147L148 94V96H149V94H150ZM165 92V93H166ZM183 92H185L186 93V95H185V93H183ZM225 92V93H226ZM237 92V91H236ZM235 92V93H236ZM54 93V92H53ZM110 93V92H109ZM130 93V94H131ZM137 93V92H136ZM141 93V92H140ZM155 93V92H154ZM169 93H167V94H169ZM176 93V94H175ZM191 93H193V92H191ZM202 93V92H201ZM206 93V92H205ZM208 94H210L209 92H207ZM206 93V94H207ZM220 93H222V92H220ZM243 93V92H242ZM83 94V93H82ZM114 94V93H113ZM123 94H125V93H123ZM134 94V93H133ZM138 94H139V92H138ZM145 94V93H144ZM198 94V93H197ZM200 94V93H199ZM205 94V95H206ZM207 94V95H208ZM219 94V93H218ZM241 94V93H240ZM65 95V94H64ZM105 95V94H104ZM108 95H110V94H108ZM127 95H128V92H127ZM135 95H137V94H135ZM196 94H194V96H195ZM200 95H202V94H200ZM227 95V94H226ZM232 95V96H233ZM238 95V94H237ZM46 96V95H45ZM70 96H71V94H70ZM119 96H122V95H119ZM132 96V94L130 95V97ZM134 96V95H133ZM132 96V97H133ZM141 96H147V95H141ZM141 96H139L138 97V95H137V97L138 98H140ZM208 96H210V95H208ZM228 96V95H227ZM236 96V95H235ZM234 96V97H235ZM242 96V95H241ZM240 96V97H241ZM101 97V96H100ZM104 97V96H103ZM123 97V96H122ZM122 97H121V99H122ZM126 97V96H125ZM125 97H124V99H125ZM130 97H126V98H130ZM135 97V96H134ZM150 97V96H149ZM156 97V96H155ZM169 97V98H168ZM203 97H206V96H203ZM233 97V98H234ZM238 97V96H237ZM239 97V98H240ZM245 97V96H244ZM81 98H83V97H80V98H78V95H77V98H75V99H70L71 101V105H69V106H65V107H63L62 108V106L60 105V107L62 108V110H61V108L59 109V110H61V112L59 113V115L57 114V113H55L56 111L54 110V108L55 107H45L46 109L43 111L42 110V112H40V116H38V118L36 119V122H35V120H34V122H35V124H34V122H33V124L34 125H30V129L28 130V132H26V134H25V136H23V138H22V142H23V144L24 145H27L26 147H30V146H34L35 148L36 147H39V148H41L42 147V145H43V148H44V146H45V144H46V139L48 138V135H50V131L52 130V128H53V126H52V124H51V122H53L54 121V119L52 120V121H50L52 118H55V121H56V125H62V124H66V125H68L67 123H68V121L69 120H72L73 118L72 117H75L74 115L73 116H71L70 114L75 110H77L80 106H83L82 108H84V112L85 111H87L86 109H85V104H83V103H85V101L84 100H87L86 98H84V99H81ZM90 98V97H89ZM113 98H115L114 96H113ZM117 98V97H116ZM116 98H115V100H116ZM144 98V97H143ZM210 98V97H209ZM228 98V97H227ZM227 98L225 99V101H227V102H225L227 105H228V107H229V104L231 105V103H232V99H231V101H229L230 100V97H229V100H227ZM232 98V97H231ZM242 98V97H241ZM65 99L66 98H64V99H62V101L64 100V102H65ZM69 99V98H68ZM67 99V100H68ZM80 99L82 100V102L80 101ZM94 99V98H93ZM101 100H103L102 98H100ZM99 99V100H100ZM107 99V98H106ZM110 99H111V96H110ZM124 99H123V102L121 101L120 102V104L122 103H124L125 104V102H127V101H125L124 102ZM127 99V100H128ZM145 99L146 98H144V100L143 101H145ZM150 99V98H149ZM207 99H208V97H207ZM92 100V99H91ZM99 100H98V102H99ZM105 100V99H104ZM112 100V99H111ZM111 100H109L108 99V101H110L111 102ZM117 100H118V98H117ZM131 100V99H130ZM130 100H128V101H130ZM142 100V99H141ZM187 100V99H186ZM198 100V99H197ZM196 100V101H197ZM84 101V102H83ZM89 100H87V102H88ZM113 101V100H112ZM142 101V102H143ZM146 101H149V100H146ZM145 101V102H146ZM150 101H153V100H150ZM149 101V102H150ZM156 101H157V99L156 100H154V102H151L150 104H151V109H152V107H155V108H157V107H159L160 105H158V103H156ZM202 101H206V99L205 100H202ZM234 101V100H233ZM236 101V100H235ZM234 101V102H235ZM64 102H63V104H64ZM67 102H69V101H67ZM93 102V106H97L98 107V105H99V103L97 102V101H92ZM94 102H97L98 103V105H95L96 103H94ZM103 102V101H102ZM115 102V101H114ZM114 102H113V104H114ZM149 102H146V103H148V105H149ZM89 103H91V101L89 102ZM112 103V102H111ZM116 103V102H115ZM118 103V102H117ZM163 103V104H162ZM185 103L187 104V101H185ZM245 103V102H244ZM61 104H62V102H61ZM62 104V105H63ZM65 104H66V102H65ZM87 104V103H86ZM103 104V103H102ZM107 104H108V102H107ZM121 104V105H122ZM127 104V103H126ZM129 102H128V106H129ZM139 104H140V102H139ZM142 104V103H141ZM140 104V105H141ZM160 104V103H159ZM175 104H177V105H175ZM181 104V103H180ZM182 104V105H183ZM232 104H234V103H232ZM110 105H112V104H110ZM115 105V104H114ZM113 105V106H114ZM164 105V106H163ZM226 105V106H227ZM241 105V104H240ZM239 105V106H240ZM245 105V104H244ZM75 106H78V108L77 109H73L72 110V108H75ZM105 106V105H104ZM118 106V105H117ZM172 106V107H173ZM232 106V105H231ZM234 106V105H233ZM31 107V108H30ZM34 107V106H33ZM97 107H95V111L97 112V109H98V112H99V110L100 109H102V107L103 106H101V108L99 109V108H97ZM107 107H109L108 105H107ZM106 107V108H107ZM122 107H123V105H122ZM142 107V106H141ZM140 107V108H141ZM145 107H148L147 105L145 106ZM161 107V106H160ZM167 107V106H166ZM241 107H243V106H241ZM246 107V106H245ZM245 107H243V109L241 108L240 109V107L239 108H237V109H240L241 111H236V112H238V113H240V112H242V110H243V113L245 112ZM44 108V107H43ZM81 108V107H80ZM81 108V109H82ZM104 108V107H103ZM105 108V109H106ZM119 108H121L120 106H119ZM124 108V107H123ZM125 108L128 110L129 108H130V106H129V108L125 105ZM136 108V107H135ZM81 109H79V110H81ZM93 109V108H92ZM115 109V106H114V108H113V110ZM134 109V108H133ZM133 109H131V110H133ZM138 109V108H137ZM144 109V108H143ZM150 109V108H149ZM148 109V110H149ZM150 109V110H151ZM159 109V108H158ZM229 109H231L230 111H233L234 109L236 110V108L234 107L233 108V110H232V107H230ZM228 109V110H229ZM94 110V109H93ZM121 110H123V109H121ZM126 110V111H127ZM130 110V109H129ZM128 110V111H129ZM136 110V109H135ZM138 110H140V109H138ZM137 110V111H138ZM145 110V109H144ZM235 110H234V112H235ZM74 111V112H75ZM101 111V110H100ZM106 111L107 110H103V112L105 113V115H107V113H106ZM119 111V110H118ZM127 111V112H128ZM142 111V110H141ZM141 111H139L140 113H141ZM152 111V110H151ZM78 112V111H77ZM81 112V111H80ZM96 112L94 113V114H96ZM102 112V111H101ZM103 112L100 114V116H99V113H97L98 114V117H97V121L98 122H100V123H102L103 122V120H104V118H107V117H104V114H103ZM108 112V111H107ZM111 112V111H110ZM122 112V111H121ZM126 112V113H127ZM130 112V111H129ZM128 112V113H129ZM136 112V111H135ZM145 112V111H144ZM144 112H142V113H144ZM55 113V114H54ZM109 113V112H108ZM112 113V112H111ZM118 113V112H117ZM138 113V112H137ZM136 113V114H137ZM140 113H138L137 115H139ZM141 113V114H142ZM149 111L147 112V115L146 114H144V115H142V116H145L146 115V117H148L149 116V119L148 120H151V116L149 115ZM232 113V115H233V112H231ZM77 114V113H76ZM82 114H83V109H82ZM84 114H86L87 115V112L86 113H84ZM90 114V113H89ZM115 114V113H114ZM113 114V115H114ZM130 114H132V113H130ZM129 114V115H130ZM141 114L139 115L140 117H141ZM151 114V113H150ZM236 113H234V115H235ZM56 116V117H52V116ZM112 115V114H111ZM126 115V114H125ZM136 115V116H137ZM152 115V114H151ZM238 114H236V116H237ZM245 115V114H244ZM24 116V115H23ZM69 116H71V118L69 117ZM119 116V115H118ZM117 116V118L119 119V117ZM121 116V115H120ZM126 116H128V115H126ZM239 116V115H238ZM240 116H242L243 117V115H240ZM52 117V118H51ZM95 117V116H94ZM110 117V116H109ZM122 117H124L125 118V116L123 115ZM130 117V116H129ZM129 117H127V118H129ZM145 117V118H146ZM98 118H99V120H98ZM111 118V117H110ZM114 118V117H113ZM121 118V117H120ZM124 118H122V119H124ZM144 117H141V121H143V120H147V118L146 119H143ZM152 118H153V116H152ZM234 118V117H233ZM232 118V119H233ZM118 119H116V120H118ZM130 119V118H129ZM143 119V120H142ZM235 119H236V117H235ZM95 120V119H94ZM95 120V121H96ZM113 120H115V119H113ZM128 120V119H127ZM127 120L125 121V120H123V121H125V122H127ZM133 120V119H132ZM93 121V120H92ZM92 121H90L89 120V122H92ZM94 121V122H95ZM108 119L106 120V123H108ZM121 120H118V122H120ZM129 121V120H128ZM134 121V120H133ZM144 121V123H146ZM151 121H154V120H151ZM150 121V122H151ZM238 120H235L234 122H237ZM64 122V123H63ZM67 122V123H66ZM97 122V123H98ZM116 123H117V121H115ZM130 122H131V119H130ZM137 122V121H136ZM149 122V124L151 125V123ZM58 123V124H57ZM96 123V122H95ZM106 123H104V124H106ZM143 123V124H144ZM70 124V123H69ZM88 124V123H87ZM113 124H114V122H113ZM123 124V123H122ZM126 124V123H125ZM132 124V123H131ZM134 124V123H133ZM234 124V123H233ZM239 124V123H238ZM237 123L236 124H234L235 126H236V128H234V129H236L237 130V132H239L238 134H241V135H245L246 134V130H244V129H242L239 125H238ZM101 125V124H100ZM121 125V124H120ZM128 125H129V122H128ZM145 125H148V122L145 124ZM238 125V126H237ZM83 126V125H82ZM96 126V125H95ZM102 126H103V128H99L100 130H99V135H101V136H103L105 133L106 134H108V136L109 137H107L106 136V138H108V140L111 138V136L113 135L114 136V133L116 132V133H118V132H120V130L119 131H116L117 130V127L115 128V127H113V125H112V120L111 121H109V123L106 125V126H104L103 125V123H102ZM101 126V127H102ZM123 126V125H122ZM130 126V125H129ZM74 127V126H73ZM79 127H81V126H79ZM119 127V126H118ZM124 127H125V125H124ZM130 127H132V126H130ZM129 127V128H130ZM227 127V126H226ZM127 128V127H126ZM134 128H138V127H134ZM140 128V127H139ZM142 128V127H141ZM233 128V127H232ZM232 128H230L231 130L230 131H232ZM75 129V128H74ZM79 129V128H78ZM95 129V128H94ZM120 129V128H119ZM128 129V128H127ZM126 129V130H127ZM131 129V128H130ZM219 129V128H218ZM224 129V128H223ZM62 130V129H61ZM97 130V129H96ZM129 130V129H128ZM214 130V129H213ZM55 131V130H54ZM78 131V130H77ZM123 132H124V130H122ZM134 131V130H133ZM73 132V131H72ZM93 132V131H92ZM95 132V131H94ZM236 132V133H237ZM51 133H53V130H52V132ZM115 133V137H116V134ZM176 133V132H175ZM86 134V133H85ZM95 134V133H94ZM105 134V135H106ZM120 134V133H119ZM122 134V133H121ZM120 134V135H121ZM125 134V133H124ZM206 134H208V133H206ZM257 134V133H256ZM134 135V134H133ZM143 135V134H142ZM154 135V134H153ZM220 135V134H219ZM264 135V134H263ZM90 136V135H89ZM89 136H87V137H89ZM94 136H96V135H94ZM112 136V137H113ZM124 136V138H125V135H123ZM132 136V135H131ZM135 136V135H134ZM133 136V137H134ZM52 138H53V136H51ZM71 137V136H70ZM114 137V138H115ZM117 137H119V139L118 140H120V138H122V136H118L117 135ZM174 137H176V136H174ZM209 137V136H208ZM213 137V136H212ZM262 137V136H261ZM264 137V136H263ZM262 137V138H263ZM18 138V137H17ZM50 138V137H49ZM103 138H104V136H103ZM105 138V139H106ZM123 138V139H124ZM195 138V137H194ZM221 138V137H220ZM258 138V137H257ZM61 139V138H60ZM66 139V138H65ZM64 139V140H65ZM79 139H80V136H79ZM101 139H102V137H101ZM113 138H111V140H112ZM117 138H115V139H113L114 141V145H115V143L118 141V140H116ZM131 139V138H130ZM153 139H155V138H153ZM197 139V138H196ZM261 139V138H260ZM50 140V139H49ZM62 140V139H61ZM60 140V141H61ZM70 140V139H69ZM71 140L72 141H76V142H78L79 140L77 139V137L76 138H71ZM78 140V141H77ZM83 140V139H82ZM90 140V139H89ZM115 140H116V142H115ZM125 141H126V139H124ZM195 140V139H194ZM262 140V139H261ZM56 141H57V139H56ZM56 141H54V142H56ZM59 141V142H60ZM91 141V140H90ZM101 141V140H100ZM106 141H107V139H106ZM110 141V140H109ZM108 141V142H109ZM155 141V140H154ZM255 141V140H254ZM51 142V141H50ZM49 142V143H50ZM58 142V141H57ZM63 142H65V141H63ZM83 142V141H82ZM84 142H86V141H84ZM92 142H93V140H92ZM119 142H121V146H122V143H123V141H119ZM118 142V143H119ZM72 143V142H71ZM86 143H88V141L86 142ZM91 143V142H90ZM89 143V144H90ZM98 143H100V142H98ZM107 142H105V144H106ZM255 143H259V142H255ZM55 144V143H54ZM58 144H60V146H61V143H58ZM63 144V143H62ZM75 144V143H74ZM80 144V143H79ZM85 144V143H84ZM83 144V145H84ZM103 144V143H102ZM101 144V145H102ZM108 144V143H107ZM106 144V145H107ZM111 144H112V142H111ZM117 144V143H116ZM126 144H127V142H126ZM125 144V145H126ZM262 144V143H261ZM23 145V146H24ZM30 145V146H29ZM56 145V144H55ZM65 145H66V143H65ZM72 146H73V144H71ZM76 145V144H75ZM95 145V144H94ZM93 145V146H94ZM99 145V144H98ZM97 145V146H98ZM106 145H105V147H106ZM260 145V144H259ZM57 146V145H56ZM59 146V145H58ZM62 146H64V145H62ZM67 147H69L68 145H66ZM77 146H78V144H77ZM90 146H91V144H90ZM100 146V145H99ZM108 146V145H107ZM113 146V145H112ZM115 146H118V150H117V148L115 147ZM114 147L116 148L115 150H111L110 152L111 153H114L116 150L119 152V150H120V148H119V144H117V145H115ZM262 146H264V145H262ZM19 147V146H18ZM74 147V146H73ZM80 147V146H79ZM84 147V146H83ZM126 149H129V148H131V149H133L132 147H131V145H130V143H129V148H127L126 146H124ZM215 147V146H214ZM258 147H260V146H258ZM53 148H55V147H53ZM52 148V149H53ZM59 148V147H58ZM61 148V147H60ZM75 148V147H74ZM92 148V147H91ZM98 148V147H97ZM100 148V147H99ZM112 148V147H111ZM124 148V149H125ZM253 148V147H252ZM19 149V148H18ZM38 149V148H37ZM70 149V148H69ZM102 149H103V147H102ZM101 149V150H102ZM108 149V148H107ZM110 149V148H109ZM108 149V150H109ZM122 149V148H121ZM125 149V150H126ZM214 149V148H213ZM256 149V148H255ZM255 149H253V150H255ZM14 150V149H13ZM35 150V149H34ZM82 150H84L83 148H82ZM91 150V149H90ZM99 150V149H98ZM107 150V151H108ZM156 150V149H155ZM260 151H261V153L263 152V147H260V149H259ZM259 150H257V151H259ZM50 151H51V149H50ZM59 151H61V150H59ZM73 151V149L71 150V152ZM76 151H77V149H76ZM76 151H73V152H76ZM112 151H114V152H112ZM116 151V152H117ZM127 152L129 151L130 152V149L129 150H126ZM1 152H2V154H1ZM11 152H12V150H11ZM53 152H54V150H53ZM72 152V153H73ZM79 152V151H78ZM101 152H103V150L101 151ZM116 152L114 153V154H116ZM117 152V153H118ZM125 153V154H128V153ZM47 153V152H46ZM52 153V152H51ZM69 153V152H68ZM109 153V152H108ZM119 153H121V152H119ZM216 153V152H215ZM219 153V152H218ZM259 153V152H258ZM6 154V153H5ZM49 154H50V152H49ZM59 154V153H58ZM82 154V153H81ZM113 154V155H114ZM122 154L124 155V153H123V149H122ZM119 155H121V154H118V155H116V156H119ZM137 155V154H136ZM125 156H127V155H125ZM124 156V157H125ZM146 156V155H145ZM190 156V155H189ZM119 157H121V156H119ZM216 157V156H215ZM122 158V157H121ZM230 159V158H229ZM1 160V159H0ZM122 160V159H121ZM2 161H4L3 159H2ZM66 161V160H65ZM188 163V162H187ZM230 163V162H229ZM204 163H202V165H203ZM28 165V164H27ZM27 165H26V167H27ZM85 165V164H84ZM201 165V166H202ZM205 165V164H204ZM32 165H30L29 164V166L28 167H31ZM75 166V165H74ZM80 167V166H79ZM205 167V166H204ZM31 169H34L33 168V166L31 167ZM79 169V168H78ZM77 169V170H78ZM224 169V168H223ZM24 170H26V169H24ZM24 170H22V172L21 173H24L23 171ZM34 170H36V169H34ZM30 170H28V172H29ZM33 173H35V172H37V171H33V170H31ZM30 171V172H31ZM223 171V170H222ZM31 172V174H33ZM5 173V172H4ZM25 173H27V172H25ZM37 173H39V172H37ZM222 173H224V171L222 172ZM30 174V173H29ZM219 174H221V173H219ZM225 174V173H224ZM21 175V174H20ZM38 175V174H37ZM37 175H34V177H36ZM41 175V174H40ZM7 176V175H6ZM6 176H2V172H1V175H0V216H2V217H8V218H10V220H12L13 218L15 219H24V218H22L23 216H24V213H26L27 212V210L26 209H24V210H26V212L24 211V213H20V212H15L16 210L15 209H18V208H16V207H14L15 209L14 210H11V209H13V208H11V209H9V208H7V209H4L5 208V204L7 203V200H8V202L9 203H11V204H13L16 200H19V201H21L20 200V198H24L26 195H25V193L24 192H22V189L20 190L19 188L17 189V187H19V185H17V187H16V184L14 183V181L17 179L18 180V177L20 178V176H18V177H16L15 179H14V181H13V177H11V179L10 178H8V176L6 177ZM22 176V175H21ZM24 176V177H23ZM22 177V179H23V184L24 183H28L29 184V175H28V177L27 176H25V175H23ZM39 176V175H38ZM38 176H37V178H38ZM66 176H67V174H66ZM219 176H221V175H219ZM33 177V176H32ZM32 177H30V178H32ZM32 178V180H30V182L32 183L33 182V180L35 179V178ZM39 177H41V176H39ZM50 177V176H49ZM57 178V177H56ZM62 178V177H61ZM230 178V177H229ZM228 178V179H229ZM38 179H40V178H38ZM37 179V180H38ZM220 179H221V177H220ZM223 179H225V178H223ZM232 179H233V176H232ZM16 180V181H17ZM226 180V179H225ZM172 181V180H171ZM229 181L231 182L232 180H230L229 179ZM234 182L233 183H230L229 182V185H231L232 184V186L234 187V188H237V189H240V190H243V189H245L246 188V183H245V180H241V179H238L237 178V180H233ZM18 182V181H17ZM16 182V183H17ZM22 182V181H21ZM19 183L20 184V187H22V188H24L23 186H21L22 185V183ZM50 182V181H49ZM30 183V184H31ZM35 183H37V182H35ZM41 183V182H40ZM176 183V182H175ZM175 183H174V181L173 182H168L167 183V185H168V189L170 190V193H172V191H176L177 189H174L177 185H180V184H178L177 183V185H175ZM180 183V182H179ZM27 184V185H28ZM34 183H32V185H33ZM104 184V183H103ZM173 184L175 185V187L173 186ZM38 185V184H37ZM126 185V184H125ZM25 186V189L27 188L26 187V184L24 185ZM29 186V185H28ZM204 186V185H203ZM30 188H31V185L29 186ZM29 187L27 188V189H29ZM34 187V186H33ZM42 187V186H41ZM56 187V186H55ZM165 187V186H164ZM58 188V187H57ZM56 188V189H57ZM102 188V187H101ZM122 188H123V186H122ZM127 188H128V186H127ZM171 188H173V189H171ZM176 188H179V187H176ZM256 188V187H255ZM259 188V187H258ZM25 189H23L24 191H25ZM32 189V188H31ZM34 189V188H33ZM32 189V190H33ZM104 189H105V187H104ZM160 189H162V188H160ZM165 189V188H164ZM181 189V188H180ZM191 189H193V188H191ZM191 189H189L190 190V192H192L191 191ZM205 189V188H204ZM263 189V188H262ZM262 189H260L261 191H260V193H258V195H252V197H250V198H248V200H247V202H248V209H250V210H252L254 213H256V215H252L253 217H254V220L252 221V223H251V231H253V230H255V232H257L258 234L257 235H259L260 236V238H262V239H264V189L262 190ZM40 190V189H39ZM125 190V189H124ZM167 190V189H166ZM166 190H164L165 192H169V190L168 191H166ZM172 190V191H171ZM179 190V189H178ZM181 190H184L183 188L181 189ZM207 190V189H206ZM46 191V190H45ZM109 191V190H108ZM107 191V192H108ZM203 191V190H202ZM263 191V192H262ZM26 192V191H25ZM97 192V191H96ZM104 192V191H103ZM177 192V191H176ZM180 192V191H179ZM183 191H181V193H182ZM189 192V193H190ZM205 192V191H204ZM35 193H37V192H35ZM83 193V192H82ZM110 193V192H109ZM173 193H175V192H173ZM26 194H27V192H26ZM31 193L29 192V194H27V195H29L30 197L29 198H31L32 199V201H33V198L34 199H37V198H35V197H33L32 196V194L30 195ZM38 194V193H37ZM57 194V193H56ZM55 194V195H56ZM113 194V193H112ZM180 193H178V195H179ZM224 194V193H223ZM59 195V194H58ZM61 195V194H60ZM109 195H111V194H109ZM36 196V195H35ZM38 196V195H37ZM81 196H82V194H81ZM84 196H85V194H84ZM118 196H119V194H118ZM125 196V195H124ZM225 196V195H224ZM26 197H28V196H26ZM26 197L24 198V199H26ZM41 197V196H40ZM53 197V196H52ZM54 197H56V196H54ZM59 196H57V198H58ZM62 197V196H61ZM110 197V196H109ZM113 197V195L111 196V198ZM115 198H116V196H114ZM122 197H123V195H122ZM122 197H120L121 199H122ZM29 198H27L26 200L27 201H30V200H28ZM51 198V197H50ZM60 198V197H59ZM86 198V197H85ZM85 198H83V199H85ZM120 198H119V200H120ZM227 200H229L231 197H230V194L229 195H226V197H225ZM41 199V198H40ZM56 199V198H55ZM62 199V198H61ZM61 199L59 200V201H61ZM87 199V198H86ZM96 199V198H95ZM108 199H110V198H108ZM125 199V198H124ZM58 200V199H57ZM64 200V199H63ZM62 200V201H63ZM66 200L67 199H65V201L64 202H66ZM113 200H114V198H113ZM115 200H118V199H115ZM114 200V201H115ZM126 200V199H125ZM23 201V200H22ZM22 201H21V205H22V207H24L23 205H25V204H23L22 203ZM25 201V200H24ZM32 201H30V203H29V206H30V204L32 203ZM50 201V200H49ZM51 201H52V199H51ZM51 201H50V203H51ZM54 201V200H53ZM82 201V200H81ZM88 201V200H87ZM91 201V200H90ZM123 199L121 200V201H119V202H121V203H119V204H117L118 202H113L114 204H116V206L114 205V208L116 209V207L117 206H119L120 204L121 205H123V207H127V204L126 205H124L125 204V202L126 201H124V204H123ZM130 201V200H129ZM133 201V200H132ZM36 202V201H35ZM38 202H40V201H38ZM69 202V201H68ZM83 202H85L84 200H83ZM83 202L81 203V204H83ZM95 202V201H94ZM103 202V201H102ZM112 202V201H111ZM25 203H27V202H25ZM44 203H45V201H44ZM76 203V202H75ZM130 203V202H129ZM128 203V204H129ZM10 204V205H11ZM18 204H20V203H18V202H16V206L18 205ZM37 204H39V203H37ZM48 204V203H47ZM81 204H79L80 206H81ZM85 205H86V203H84ZM83 204V205H84ZM104 204V203H103ZM109 204V203H108ZM134 204V203H133ZM138 204V203H137ZM28 205V204H27ZM64 205H65V207H63L64 208V211L65 210H67V209H69L68 207L66 208V206L67 205H69V203H64ZM75 205H78V203H76ZM75 205H74V203L72 204V206H74L75 207ZM95 205V204H94ZM121 205H120V207H121ZM130 205H132V204H130ZM129 205V207H131ZM8 206V205H7ZM6 206V207H7ZM14 205H12L11 207H13ZM19 206V205H18ZM17 206V207H18ZM26 206V205H25ZM29 206H27V208L29 207ZM33 206V205H32ZM45 206V205H44ZM80 206H78V207H80ZM87 206V205H86ZM85 206V207H86ZM112 206H113V204H112ZM137 206V205H136ZM141 206V205H140ZM140 206H138V208L137 209H139V207ZM10 207V206H9ZM20 207V206H19ZM70 207H71V205H70ZM99 207V206H98ZM104 207V206H103ZM109 207V206H108ZM128 207V208H129ZM134 207V206H133ZM49 208V207H48ZM52 208V207H51ZM66 208V209H65ZM83 207H81V209H82ZM95 208V207H94ZM93 208V209H94ZM100 208V207H99ZM105 208V207H104ZM110 208V207H109ZM127 208V209H128ZM141 208V207H140ZM23 209L21 210V209H19L20 211H23ZM30 208H28V210H29ZM33 209V208H32ZM35 209V208H34ZM43 209V208H42ZM71 209V208H70ZM72 209H73V207H72ZM80 209V208H79ZM81 209H80V211H81ZM88 209V208H87ZM98 209V208H97ZM112 209V208H111ZM136 208H134V210H135ZM145 209V208H144ZM144 209H141V210H143L144 211ZM147 209V208H146ZM18 210V211H19ZM54 210V209H53ZM76 210V209H75ZM78 210V209H77ZM89 210V209H88ZM87 210V211H88ZM109 210V209H108ZM107 210V211H108ZM117 210L119 211V207L117 208ZM116 210V213L118 212ZM122 210V213H125V211H123L124 210V208H122L121 209ZM120 210V211H121ZM126 210V209H125ZM133 210V211H134ZM149 210V209H148ZM249 210V211H250ZM30 211V213H31V209L29 210ZM29 211L27 212L28 213V215H32V216H34V213H32V214H29ZM70 210H67V212H69ZM96 211V210H95ZM100 211H101V209H100ZM106 211V210H105ZM126 211H128V210H126ZM129 211H130V213H129ZM129 211L128 212H126L125 214H126V216H124L125 214H122L121 216L123 217L124 216V218L122 219V218H120L119 216H120V213L121 212H119V214H117L116 215V213H115V216H117V218L119 217V219L118 220H122L121 221V223L122 222H126L125 221V219H127V221H130V220H132V218H134V216L132 215V210L129 208ZM136 211V210H135ZM135 211L133 212V213H135ZM140 211V210H139ZM50 212V211H49ZM51 212H53V211H51ZM58 212V211H57ZM71 212V211H70ZM79 212V211H78ZM43 213V212H42ZM54 213H56V212H54ZM62 213V212H61ZM75 212H73L72 214H73V216L77 213H75ZM82 213H84V212H82ZM91 213H93V212H91ZM91 213H90V215H91ZM141 213H143V212H141ZM252 213V212H251ZM67 214H70V213H67ZM67 214H65V215H67ZM71 214V215H72ZM85 214V213H84ZM83 214V215H84ZM137 213H135V215H136ZM23 215V216H22ZM57 215V214H56ZM82 215V214H81ZM89 215V216H90ZM119 215V216H118ZM50 216H52V215H50ZM70 216V215H69ZM69 216H67L68 218H69ZM72 216V217H73ZM76 216H78L77 214H76ZM76 216H74L73 217V219L76 217ZM105 216H107V215H105ZM104 216V217H105ZM140 216V215H139ZM138 216V214H137V217H139ZM249 216H251V215H249ZM251 216V217H252ZM35 217H37V216H34V217H32L33 219H35ZM78 217H80L81 218V216H78ZM83 217V216H82ZM92 217V216H91ZM90 217V218H91ZM28 218V217H27ZM31 218V219H32ZM40 218V217H39ZM39 218L37 217V219H38V221H40L39 220ZM55 218V217H54ZM67 218V219H68ZM71 218V217H70ZM77 218V217H76ZM79 218V219H80ZM84 218V217H83ZM83 218H82V220H83ZM87 218H89V217H87ZM100 218H102V217H100ZM106 218V217H105ZM104 218V219H105ZM115 218V217H114ZM2 219V218H1ZM0 219V220H1ZM13 219V220H14ZM26 219V218H25ZM24 219V220H25ZM36 219V220H37ZM41 219V218H40ZM48 219V218H47ZM57 219V218H56ZM78 219V218H77ZM104 219H102V220H104ZM129 219V220H128ZM135 219V218H134ZM23 220V221H24ZM28 219H26L25 221L26 222H29V224H30V222H32L30 219H29V221H27ZM35 220V221H36ZM63 220V219H62ZM89 220V219H88ZM88 220L86 221V223L88 222ZM107 220V219H106ZM22 221V220H21ZM70 221H71V219H70ZM75 221H76V219H75ZM100 221V220H99ZM98 221V222H99ZM133 221V220H132ZM136 221V220H135ZM139 221V220H138ZM255 221H256V223H255ZM2 222V221H1ZM56 222V221H55ZM105 222V221H104ZM103 222V223H104ZM34 223V222H33ZM76 223V222H75ZM80 223V222H79ZM85 223V225H87ZM61 224V223H60ZM83 224V223H82ZM89 224V223H88ZM95 224V223H94ZM119 224H120V221H119ZM128 224V223H127ZM139 224V223H138ZM27 225H28V223H27ZM42 225V224H41ZM77 225V224H76ZM75 225V226H76ZM121 225H123V224H121ZM135 225H137V224H135ZM254 225V226H253ZM3 226V225H2ZM74 226V225H73ZM101 226H103V224L101 225ZM126 226H128V225H126ZM228 226H230V224L228 225ZM227 226V227H228ZM53 227V226H52ZM69 227V226H68ZM67 227V228H68ZM80 227H82V225L80 226ZM79 227V228H80ZM47 228H48V226H47ZM50 228V227H49ZM73 228V227H72ZM98 228H100V227H98ZM103 228V227H102ZM106 228V227H105ZM104 228V229H105ZM120 228V227H119ZM200 228V227H199ZM31 229V228H30ZM37 229V228H36ZM65 229L66 228H64V231H65ZM82 229H83V227H82ZM87 229V228H86ZM86 229H84V231L86 230ZM93 229V228H92ZM196 230V229H195ZM201 230V229H200ZM83 231V230H82ZM84 231H83V233H84ZM98 231V230H97ZM60 232H61V230H60ZM58 233V234H60V237L58 238V239H60L61 238V233ZM88 232V231H87ZM108 232V231H107ZM127 232V231H126ZM51 233V232H50ZM49 233V234H50ZM53 233V232H52ZM67 233H68V231H67ZM86 233V232H85ZM89 233H90V231H89ZM2 234V233H1ZM62 234H64V232L62 233ZM66 234V233H65ZM65 234H64V236H65ZM104 234V233H103ZM102 234V235H103ZM37 235V234H36ZM48 235V234H47ZM55 235V234H54ZM53 235V236H54ZM70 234L68 233L66 236H65V239H66V237H67V239H69V236ZM83 235V234H82ZM85 235V234H84ZM83 235V236H84ZM99 235V234H98ZM97 235V236H98ZM16 236V235H15ZM52 235H50L49 237H50V239L52 238L51 237ZM57 236V235H56ZM59 236V235H58ZM64 236H62V240H65L64 239ZM69 236V237H68ZM8 237V236H7ZM20 237V236H19ZM81 237V236H80ZM17 238V237H16ZM85 238V237H84ZM2 239H3V236H2ZM56 239V238H55ZM82 239V238H81ZM215 239H217L216 237H215ZM262 239H260V240H262ZM0 240H1V238H0ZM52 240V239H51ZM73 240H75V239H73ZM87 240V239H86ZM89 240V239H88ZM6 241V240H5ZM10 241V240H9ZM23 241V240H22ZM49 241V240H48ZM58 241V240H57ZM56 241V242H57ZM67 241V240H66ZM82 241V240H81ZM1 242V241H0ZM4 242V241H3ZM14 242V241H13ZM55 242V243H56ZM75 242H77V239H76V241ZM84 242H86V241H84ZM49 243V242H48ZM59 243V242H58ZM71 243V242H70ZM81 243V242H80ZM2 244V243H1ZM0 244V245H1ZM66 244V243H65ZM73 244V243H72ZM76 244V243H75ZM212 244V243H211ZM69 245V244H68ZM209 245V244H208ZM59 246V245H58ZM74 246V245H73ZM154 246V245H153ZM205 246V245H204ZM204 246H202L201 248H204ZM214 246V245H213ZM257 246V245H256ZM1 247V246H0ZM215 247V246H214ZM54 248V247H53ZM208 248V246L206 245L205 246V248L204 249H202V254H201V252L200 253H196L197 255H195V254H193V255H191V256H185L183 259H187V258H189V259H193V260H195V262H196V264H204L205 263V260H206V258L209 256V250L207 249ZM210 249L212 248V247H209ZM216 248V247H215ZM260 248V249H259ZM259 248H256L255 249V251H257L258 253L259 252H261L262 251V246L260 245V247ZM56 249V248H55ZM59 249V248H58ZM75 249V248H74ZM198 249V248H197ZM9 250V249H8ZM1 251V250H0ZM54 251V250H53ZM155 251L157 252L158 251V253L156 254V252H154L156 255H154V253L150 256H146V259H145V257H143L144 259L143 260H141V261H136L137 262V264H165L166 262H172V261H175V262H177L176 264H179V262H178V259H176V258H178V256L176 257V256H170V254H163V253H161L160 252V250H158L157 248L155 249ZM198 251V250H197ZM199 251H201V250H199ZM47 252V251H46ZM49 252V251H48ZM149 252V251H148ZM195 252V251H194ZM2 253V252H1ZM5 253V252H4ZM51 253V252H50ZM212 253V252H211ZM227 253H232V254H234L235 255V257L238 259V261H239V263L240 264H249L248 262H246L247 260L245 259L246 257L244 256V253H245V251L243 250V248L242 247H240L239 245H237L236 243L235 244H233V245H231V246H229L228 248H226L225 249V253L224 254H227ZM262 253V252H261ZM9 254V253H8ZM32 254V253H31ZM200 254V255H199ZM48 255H49V253H48ZM177 255V254H176ZM50 256V255H49ZM155 256V257H154ZM12 257H14V256H12ZM51 257H53L52 255H51ZM151 257V258H150ZM0 258H1V254H0ZM15 258V257H14ZM13 259V258H12ZM16 259H17V257H16ZM53 259V258H52ZM168 259H170V260H168ZM181 259V258H180ZM2 260V259H1ZM0 260V261H1ZM58 260V259H57ZM264 260V255L262 254V255H260L259 256V258H258V260H255V262H252V263H250V264H262V261ZM10 261V260H9ZM2 262V261H1ZM4 262V261H3ZM22 262V261H21ZM50 262V261H49ZM52 262V261H51ZM140 262V263H139ZM174 262V263H175ZM58 263V262H57ZM77 263H78V261H77ZM0 264H6V263H0ZM8 264V263H7ZM60 264V263H59ZM65 264V263H64Z\"/></svg>",
    "mask_w": 264,
    "mask_h": 264
},
{
    "label": "clouds",
    "instance_id": "9594fccd",
    "mask_svg": "<svg viewBox=\"0 0 264 264\" xmlns=\"http://www.w3.org/2000/svg\"><path fill=\"white\" fill-rule=\"evenodd\" d=\"M29 7H31V5H29ZM96 7L99 8L100 5L98 4V5H96ZM161 23H163V22H161ZM168 26H171V23H169Z\"/></svg>",
    "mask_w": 264,
    "mask_h": 264
}]
</instances>
